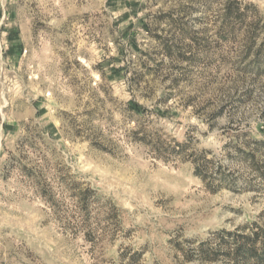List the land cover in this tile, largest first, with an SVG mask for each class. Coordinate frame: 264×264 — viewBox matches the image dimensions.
<instances>
[{
  "label": "rangeland",
  "instance_id": "1",
  "mask_svg": "<svg viewBox=\"0 0 264 264\" xmlns=\"http://www.w3.org/2000/svg\"><path fill=\"white\" fill-rule=\"evenodd\" d=\"M0 264H264V0H0Z\"/></svg>",
  "mask_w": 264,
  "mask_h": 264
},
{
  "label": "trees",
  "instance_id": "2",
  "mask_svg": "<svg viewBox=\"0 0 264 264\" xmlns=\"http://www.w3.org/2000/svg\"><path fill=\"white\" fill-rule=\"evenodd\" d=\"M197 172H198L199 174H202L201 171H200V169H197Z\"/></svg>",
  "mask_w": 264,
  "mask_h": 264
}]
</instances>
